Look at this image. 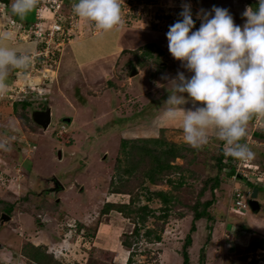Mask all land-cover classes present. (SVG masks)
<instances>
[{"label": "rangeland", "instance_id": "1", "mask_svg": "<svg viewBox=\"0 0 264 264\" xmlns=\"http://www.w3.org/2000/svg\"><path fill=\"white\" fill-rule=\"evenodd\" d=\"M145 2L146 0H132L131 3L134 5L128 12L122 8L123 25L109 31H103L97 28L94 22L81 18L80 29L83 33L79 31V34L72 35L65 40L63 47L61 46V50L67 47L65 51L63 50V54L66 52V55L62 62L64 70L62 75L68 74L67 80L70 81L77 77L73 68L74 60L71 58L72 51L68 47H78V44H81L85 48H95L86 56L98 50L102 53L106 50L110 51L108 55L98 58L97 64L106 63L110 66L107 69V79L113 77L115 82H122L135 69L130 68L136 65V60L141 65L144 63L140 60L143 53L136 52L133 54L134 57L132 55L124 59L128 56L129 50L116 55V49L120 51L121 46L138 48L141 42L145 45L150 39L160 40L168 49L166 33L171 24L182 19L179 13L186 3L190 4L193 19L196 20L193 30L200 26L196 13L202 9L211 11L214 5L225 7L232 14L234 22L242 26L247 19L242 15L243 12L248 7L253 9L258 7V0H148L149 5ZM34 20L33 8L26 14L24 21L33 23ZM85 26L87 32H85ZM101 35L104 39L100 37ZM93 36L99 37L93 38ZM34 40L30 41L35 43ZM102 42H105L103 46H98ZM116 44L117 47L114 49ZM158 47L159 45L156 44L153 48V51L157 53L156 62L164 60L157 50ZM74 50L77 52L76 49ZM61 54L55 59L56 62L54 57L48 61L53 62L46 63L44 66L40 65L38 68L46 75L48 73L55 77ZM152 56L153 53H151ZM146 64L148 63L145 62L144 66ZM156 67L158 70L162 69L159 63ZM95 69L98 71L97 65ZM26 73L22 81H17V89L13 86L12 91H20L21 88L30 90L28 86L36 87L34 85L36 77L31 73L27 76ZM70 84L68 82V85ZM101 90L97 91L101 93ZM17 98L20 100L28 97L18 94ZM86 99L84 102L79 100L81 105L91 107L94 113H97V118L105 121L104 126L94 122L92 125L94 128L89 127L91 131L88 132L86 127L76 126L81 125L80 122L83 120L94 118V115L89 117L85 110L63 103L55 104L58 115L52 116L48 128L37 125L32 114L35 110L46 109L49 103L53 104L54 101L50 99L30 101L31 105L25 109L21 102L16 100L18 106L16 105L17 109L11 112L12 115H5L2 120L0 119V140L6 141L8 145V150L0 149V264H34L24 255V250L36 249L33 246H40L41 252H51L54 262L59 260L61 264H182L181 249L188 234L193 235V242L189 248L190 256L194 259L193 264H200L201 246L206 248V264H264L262 260L264 251L256 249L257 247L252 243L255 238H260L259 236L252 234L236 239L235 230L238 227L230 222L229 229L234 228L235 232L227 235L224 233L223 225L216 224V219L211 239L210 234L208 235L209 222L203 219L194 220L192 207L196 205L202 208L200 201L203 202L215 196L216 200L220 198L223 206L227 207L229 198L225 200L224 196L226 191L232 189L230 179L234 182L236 180L230 178L233 176L228 174L229 166L217 165V158L221 154L220 149L222 146L225 149L226 144H222V141L216 138L213 130H209L208 143L199 149H194L183 140L182 116H178L175 120H168L164 116L152 118L150 116L151 113L154 114L153 110H148L149 113H145L143 121H139L141 119L139 114L126 120L121 118L122 114L108 116V108L105 105L95 104V102L87 104ZM102 99L101 103L106 102L108 107H113L114 103L116 104V101H120L121 98L116 94H110ZM50 106L52 108V105ZM148 108L151 109V107ZM65 114H75L74 126L69 125ZM129 120L139 122L135 125H127V129L122 128L121 133V127L117 128V125L129 123ZM261 120L264 122V117ZM4 123L10 124L9 127L4 126ZM62 125L66 129H62ZM257 130H261L264 137V123L259 125ZM252 131L246 135V142L249 140L254 144L252 146L260 145L261 140L264 143V139L250 138L249 134H252ZM133 135L158 137L164 141L147 144L151 147L149 152L143 150L142 141L130 139ZM123 136L129 139H124L127 141L123 143L124 146H120ZM171 147L177 152V157H172L170 152H165ZM105 151L107 153H104ZM88 155H90L89 158ZM63 157L67 158L63 159ZM228 160L226 157L223 162L229 164ZM160 162L173 166L163 173V175L168 173L164 179L170 181L152 183L147 172ZM239 162L240 160H235L236 166ZM255 167L259 170L252 169V171L260 173L264 170V163L261 167L256 165ZM46 175H50L46 178V185L48 182L53 184L57 182L54 177L57 176L64 186L63 189L55 193L43 189L37 193L40 190L37 177ZM251 177L254 178L253 185L246 179L237 181L238 186L245 192L258 183L257 177L254 175ZM215 178L219 182H216ZM215 184L218 186L213 189ZM221 184H224L225 190L221 188ZM41 185L45 186L44 183ZM113 190L121 192H112ZM155 190L165 191L171 197L169 208H172V211L167 223H162L163 220L157 217L161 213L159 208L163 203L160 198L151 195ZM250 197L249 195L245 198L248 206ZM132 198H134L133 201H131ZM259 200L262 205L259 215L250 207L243 210V214H247V217L244 216L246 217L244 221L247 220V225L257 229L259 228L255 226L257 223L252 222V216L264 218V196L260 194ZM107 201L130 204L127 208L130 212L126 214L114 208L104 213L102 209ZM144 205H148L153 211L142 224L137 215L140 213L135 210ZM214 205L211 206L212 209ZM5 207L12 209V216L8 221H2L1 218L2 213L7 210L4 209ZM180 217L183 218L179 219ZM239 219L236 218V220ZM135 221L139 222L140 226L141 237L139 238L132 234ZM193 222L198 226L197 232L191 229ZM162 225L164 230L163 227L160 228ZM147 227L155 228L158 233H161V241H150L143 236L142 233ZM216 228H220L222 232L216 234ZM126 241H131V245ZM132 256L133 261L130 259ZM49 258L46 260L47 263L54 264Z\"/></svg>", "mask_w": 264, "mask_h": 264}, {"label": "clouds", "instance_id": "2", "mask_svg": "<svg viewBox=\"0 0 264 264\" xmlns=\"http://www.w3.org/2000/svg\"><path fill=\"white\" fill-rule=\"evenodd\" d=\"M36 4L37 0H12L11 12L23 18ZM73 12L103 31L123 25L121 0H76ZM242 15L247 19L241 26L227 8L214 5L211 11L196 13L200 26L193 30L196 20L191 6L183 5L179 13L182 19L169 26L166 36L169 52L191 75L180 71L172 79L173 88L164 101L163 113L166 119L175 120L181 115L177 109L182 108L186 144L194 149L203 147L211 129L217 139L225 142L224 154L238 160L254 157L255 153L241 141L253 115L264 116V0H258L256 9L248 7ZM14 37V31L0 30V95L8 91L5 79L9 69H27L32 60L28 51L3 43ZM39 73L47 81L53 78L45 77L43 70ZM28 87L29 92L35 88ZM189 99L193 106L185 109L183 105ZM0 149L8 150L6 141L0 140ZM246 181L254 184L253 180ZM257 181L255 186L260 187L264 177Z\"/></svg>", "mask_w": 264, "mask_h": 264}, {"label": "crops", "instance_id": "3", "mask_svg": "<svg viewBox=\"0 0 264 264\" xmlns=\"http://www.w3.org/2000/svg\"><path fill=\"white\" fill-rule=\"evenodd\" d=\"M216 2L218 3V1H216ZM11 3H12V0H0V30H5V28H7V29L14 31V33H15V37L13 40L4 41L3 43H7L10 46L18 47L21 50L28 51L29 53L30 52H36L37 48H38L37 44L32 43L30 40H24L23 38H21V35H18L19 33L17 32L16 27H13L12 22H11L12 19L22 21L23 23H27V22L24 21V17L26 15L23 18H21L19 16L14 15L11 12ZM85 32H87L86 26H85ZM80 33H83L82 29H80ZM104 35H106V34H104ZM95 37L98 38L99 36H93V38H95ZM100 37H103V36L101 35ZM103 39H104V37H103ZM83 40L85 41V39H83ZM83 40H81V41H83ZM153 41H155L162 48L163 53L161 54V56L164 58V60H160V61L156 62L157 53L155 51H152V53H153L152 57L150 55L149 56L144 55L143 42L140 43V46L138 48H130V47L129 48H123L124 46H121L120 51H118V48L116 49L117 44L115 45V47H113L114 49H116V55H119V53H122L123 49L137 50L139 54L143 53V56L140 57V60H143L144 63L145 62L148 63L144 66V63L141 65L140 63H137V60H136L135 67H131L130 69L136 68L138 70V72L136 74H134V76L130 73V76H128V78L123 80L122 82L121 81L115 82L112 79L113 77L107 79V76H106V74L108 73L107 69H109L110 66H107L106 63L97 64V59L101 58L102 56L108 55L107 53H109L110 51L108 52L106 50L105 52L102 53L98 50V51H94L91 55L86 56L88 52H92L93 49H95V48H92V49L91 48H85L81 44H78V47L77 46L76 47H74V46L68 47L72 51L71 58H73V60H74V67L73 68L76 72L77 77L73 78L74 80H71V81L67 80L68 74L62 75V73L64 71L62 62H63V59L66 55V52H65V54H63V50L64 49L66 50V48H67L66 47L62 50V54H61V58H60V64L56 70V75H55V77L52 78V80L47 81V79L44 78L43 74H40L39 72H35V73H33V71L30 72L31 75L35 76L37 79V80L34 79L36 81L34 83V85H36V87H35L36 90L41 92L38 95V97H40V99H42V101L49 100V99L51 101H54L53 104H51V103L48 104V106L50 108H51L50 105H52L51 116H53L54 114L58 115L56 113V110H57V107H55L56 103H58V104L63 103L66 105L67 104L75 105L76 107L85 110L84 112L88 113L89 117H90V115H94V118L88 119L87 121L83 120V122H80L81 125L76 126V127L80 126L81 128L86 127L87 132L91 131V129L89 127H91L92 129L94 128V126H92L94 124V122H97L100 125L104 126L105 121H101L100 119H98L96 116L97 113H94V111L91 109V107H83L81 105L79 100H82L84 102L86 98H87L86 99L87 104L88 103L91 104V103L95 102V104L105 105L106 108H108V112H107L108 116L114 115V114H118V115L122 114L121 118L127 120L129 117H134V116H137L139 114L141 116V119L139 121H143L144 117H145V113H149V112H147L148 110H153L154 114L151 113V116H150L152 118L155 116L156 117L164 116L163 113H164V110L166 107L164 101L167 99L169 92L172 91V88H173V82H171L172 79L175 78L177 73L180 71H183L186 76L191 75V73H189L187 71V69L183 68L181 61H179L178 59L174 58L171 55L169 50L163 46V42H161L160 40L159 41L153 40ZM147 42H152V39L147 40ZM74 43H79V42H74ZM103 43H105V42H102L101 44L99 43L100 45H98V46L102 47ZM139 48H141V49H139ZM74 49H76L77 52H75ZM127 55L128 56H125L124 59H128V57L132 56L133 53H127ZM133 57H134V55H133ZM158 63L162 67L161 70H158L156 67V65ZM82 65L84 66V69H83ZM95 65L98 66V71H96L97 68L95 69ZM141 66H143V67L141 68ZM24 71L25 72L23 73V71L21 69H16V68L9 69L8 75L5 79V83L8 86V91L6 94H4V96L0 95V116H1L0 119L1 120L3 119V117L5 115L11 116L12 115L11 112H13L15 110L14 109V102L17 100V94L15 93V91H17V90L12 91V89H14L13 86H15V89H17V85H18V84H16L17 81L18 80L22 81L25 78V73L27 72V69H24ZM47 75H48V73H47ZM129 78H131V79H129ZM111 81H114V82H111ZM68 82H70L71 84L68 85ZM110 82H111V84H110ZM98 89H102L101 93L97 91ZM42 94H45V95L41 97ZM110 94H113V95L116 94L118 97L121 98L120 101H118V102L116 101V104L114 103L113 107H108L106 102L101 103V100H103L102 98L104 96H108ZM15 95H16V97H15ZM185 95H187V94H185ZM11 98H13V100H11ZM196 103L200 104L202 102H196ZM95 104H92V105L94 106ZM192 106H193V103H192L191 99L187 100L186 103L183 105V107L185 109L191 108ZM148 107H151V109H149ZM177 111L181 114L180 116H182L183 109L178 108ZM65 116H67L66 120H68V118H70V121H68L69 125L73 124V126H74L75 121H76L75 114H65ZM263 117L264 116H261V115L255 116L256 126L254 123L253 131L257 130L259 125H263L264 122H262V120H261ZM123 119H121V120H123ZM73 121H74V123H73ZM139 121L129 120V123H125V124L121 123V125H117V128L121 127L120 129H121V133H122L123 132L122 128H126L127 125H135ZM1 124H3V123H1ZM9 125L10 124L4 123V126H6V127H9ZM40 127L43 128L42 126H40ZM61 127H62V129H66V127L64 125H62ZM128 130H131V129H128ZM132 131L135 132L134 130H132ZM104 137H105V135H104ZM139 137H147V136L133 135L132 137H130V139L139 138ZM249 137L250 138L256 137V135H253V132H252V134H249ZM256 138H258V137H256ZM6 139H7V137L5 138V140ZM123 139H129V138L127 136H123ZM122 140H121V143H122ZM247 142H246V144L250 147V149L252 147L253 149H251V150L255 153L254 157L252 159H249V161L253 165L261 167L262 164L264 163V143H263V141L261 140V142L259 143L260 145H257V146H252L254 144L249 142V140ZM121 143H120V146H121ZM104 153H107V151H105ZM89 157H90V155H88V158ZM65 158H67V157H63V159H65ZM60 160H62V159H60ZM85 163H87V162L85 161ZM49 176L50 175L38 176L37 177L38 178L37 183H39L41 186V184L44 183V181H45V186H43L45 188L46 187V181H47L46 178H48ZM51 176H53V175H51ZM230 176H233V175H230ZM54 177H57V176H54ZM230 178H233V177H230ZM230 180L232 181L231 182L232 189L226 191V195L224 196L225 200L227 199V197L229 198L228 206L224 207L222 202L220 201V198H218L217 201L215 202V205H214L215 207L212 209L213 212L216 214V217H217L216 224H222L223 225L222 228L224 229V233L227 235H231L230 232L236 231L235 232V233H237L236 239L241 238V237H245L247 235L249 236L252 234H255V235L259 236L260 238H263L264 237V218H260L259 216H257V218H256L255 216H252V222L257 223L255 226L259 228V229H257L255 227H251V226L247 225V222H246L247 220L244 221V219L247 217V214L232 215L233 213L231 212L230 206L233 205V199H231L230 196H231L232 192L234 191V189H241L242 190V188H240L238 186V184H237L238 180H235V182L233 181V179H230ZM252 180H254V179H252ZM57 182L59 183L58 184V187H59V185L61 183L59 178L57 179ZM221 185H222L221 188H223L225 190L224 184H221ZM61 186L62 187H59V188L63 189L64 186L62 184H61ZM260 186L261 187H259L258 200H259L260 194L264 196V182ZM42 188H40V189H42ZM50 188H53V182L50 183ZM62 189H59V190H62ZM247 189L248 188H246V190ZM38 192L40 193L41 191L39 190ZM57 192H59V191H57ZM57 201H59V200H57ZM259 202H260V200H259ZM260 205H261V202H260ZM261 208H262V205L260 206V210H261ZM259 211H257L256 214L259 215ZM244 216H246V217H244ZM182 218L183 217H180L179 219H182ZM236 218H240V219L236 220ZM230 222H232L234 224V226L238 227V229H236L235 231L233 230L234 228L229 229ZM198 230L199 229L197 226V230L195 232H197ZM220 232H222L221 229L216 228L215 233L219 234ZM256 249L264 251V249H261L259 247H257ZM258 250H256V251H258ZM191 259H193V258H191ZM193 261H194V259H193Z\"/></svg>", "mask_w": 264, "mask_h": 264}, {"label": "trees", "instance_id": "4", "mask_svg": "<svg viewBox=\"0 0 264 264\" xmlns=\"http://www.w3.org/2000/svg\"><path fill=\"white\" fill-rule=\"evenodd\" d=\"M70 2V3H69ZM70 4H71V1L70 0H66L65 1V5L62 9V11H65V12H68L69 9L68 7H70ZM169 21V20H168ZM156 42L155 41H152V42H148L147 44L144 45V55H147V56H151V53L152 51L154 50L153 48L156 46L155 44ZM141 49V48H139ZM129 50L128 53H138L137 50H130V49H124L122 52L124 51H127ZM160 54L163 53V50L162 48L159 46L158 49ZM41 60V58H39ZM56 62V61H55ZM135 67V66H133ZM23 72H25L24 70H22ZM28 98H24V99H20V100H17L19 102H21L20 104H22V107L25 109L27 106L29 107L31 104H30V101H34V100H37V99H40V97H38V93H37V90L36 88L32 89L29 94H26ZM45 94H42V96H44ZM19 97V96H18ZM18 99V98H17ZM15 101L14 102V109L16 110V105L18 106V102ZM256 115H253V117L250 119L249 123H248V130H247V134L250 133L253 129V120L255 118ZM37 124V123H36ZM251 127V128H250ZM253 132V135H256V137L258 138H261V139H264L263 137V134L261 133V130L258 131V130H254L252 131ZM247 137V136H246ZM246 137L241 141V143H246ZM124 140V139H123ZM133 140L135 141H142L144 143V146L142 147L143 150L145 151H149L150 152V149L151 148L149 145V143H155V142H159V143H163L164 140H160V138L158 137H139V138H134ZM127 140H124L122 141L121 145H123V143L125 144ZM225 143L224 141H222V144ZM165 152H170L172 154V157H177L178 154L177 152L175 151V149L173 147H171L170 149H167L165 150ZM220 156L217 158L218 161H217V165L219 167L221 166H229L230 170L228 172L229 175H233L235 173V170H236V163H235V158L231 157V156H226L224 154V148L223 146L221 147L220 149ZM228 158V163L229 164H226L223 162V160L225 158ZM157 160L159 161V157L157 156ZM173 166H171L170 164L166 163V164H161L158 163L156 165L153 166V168H150L149 171L147 172V176L149 178V180L152 182V183H162L163 180L165 181H170L169 179H164V176H166L168 173L164 174V171L167 169V168H171ZM126 171H129V170H126ZM216 179V182L218 181L217 178ZM113 181V180H112ZM219 182V181H218ZM112 183V182H111ZM253 185V184H251ZM218 186V184H215V186L213 187V189H216ZM261 187V186H260ZM112 192H121L119 190H113ZM151 195L155 196V197H158L160 198V200L162 201L163 205L159 208L161 213L158 214V218L161 219V221L163 220L162 223H167V221L169 220L170 218V215H171V211H172V208H169V203L171 201V197L170 195H168L167 192L165 191H162V190H155L154 192L151 193ZM231 199L234 200V197L233 195L231 194L230 196ZM134 198L131 199V201H133ZM216 198L215 196H213L212 198L210 199H207L203 202L200 201V205L202 208L198 207V206H194L192 208V211H193V216H194V220L195 221H199V220H206L207 222H209V226L210 227V233H208V235L210 234V238L212 239V229L214 228V222L215 220L217 219L216 217V214L213 212L211 206L214 205V203L217 201H215ZM10 206V205H9ZM130 206V204H126V203H116V202H106L103 209H102V212L104 213H108L110 210H113L114 208L116 209H119L121 212H124L126 214H128L130 211L127 209L128 207ZM4 209H7L5 210V213L9 214L10 216L11 215V212H12V209L10 207H5ZM231 209V207H230ZM191 210V209H190ZM137 213H140V214H137L139 215L140 217V222H142V224H144L146 222V219H147V216L149 215L150 212H152L153 210L151 208L148 207V205H144V206H139L138 208H136L135 210ZM151 214V213H150ZM211 222V223H210ZM135 228H134V231L132 234H134L136 237H141V232H140V226L138 225L139 222L135 221ZM165 226V224H164ZM162 226H160V228H162ZM164 230V227L162 228ZM191 229H193V231H196L197 230V224L195 222H193L192 226H191ZM143 236L147 237V239H149L150 241H161L162 239V235L161 233H158L156 231L155 228H152V227H147L146 230H144V232L142 233ZM208 238V236H207ZM129 245H131V241H126ZM192 242H193V235H187L185 237V241L183 243V247L181 249V254L183 256V262L182 264H193L194 261L193 259H191V256H190V247L192 245ZM253 245H255V247H259V248H262L264 249V237L263 238H255L253 240ZM34 248L36 249H33L32 251H25L24 250V255L31 259L33 261L34 264H48L47 263V259L49 258L50 256V261H53V255L51 254V252H41V248L40 246H33ZM132 259L133 261V256L130 258ZM206 259H207V253H206V248L205 246H201L200 248V256H199V261H200V264H206ZM264 260V256L262 258ZM59 260H55L54 264H61L60 262H58ZM141 264V263H139ZM145 264V263H144Z\"/></svg>", "mask_w": 264, "mask_h": 264}, {"label": "built area", "instance_id": "5", "mask_svg": "<svg viewBox=\"0 0 264 264\" xmlns=\"http://www.w3.org/2000/svg\"><path fill=\"white\" fill-rule=\"evenodd\" d=\"M65 1L66 0H37V4L34 8L35 20L33 23H23L12 19V25L16 26L18 33L21 34V38L24 40L35 39L34 42L37 46L39 45L37 51L31 53L32 60L27 68V76H29L28 73L32 71H41L38 66H44L46 63L53 62H48L49 59L55 57V61L62 51L61 46L63 47V44L66 42L65 40L67 38L69 39L72 35L79 34L81 17H78L73 12V4L76 0H71L68 12L62 11ZM131 1L132 0H121V6L125 12H128L134 5ZM147 3L148 0H146L145 4L149 5ZM39 58H41V60ZM45 77L48 76L46 75ZM21 89L20 91H15V93L21 95L29 94V91L26 88ZM252 169H254V165L251 164L248 159L240 160L236 166L233 178L238 180V175L249 180H252L251 175H256L257 178L264 177V170L260 173H256L252 171ZM235 192L231 211L241 215L244 213V208L248 207L245 197H249L250 190L245 192L244 190L236 189Z\"/></svg>", "mask_w": 264, "mask_h": 264}, {"label": "water", "instance_id": "6", "mask_svg": "<svg viewBox=\"0 0 264 264\" xmlns=\"http://www.w3.org/2000/svg\"><path fill=\"white\" fill-rule=\"evenodd\" d=\"M138 72L137 69H133L131 74L134 75ZM33 119L34 121L41 125L43 128H48L51 121H52V116H51V108L50 107H47L46 109L44 110H35L33 112ZM67 121H70V118H68ZM58 186V182H55L53 184V187H57ZM258 192H259V187L258 186H254L252 188V193H251V197L248 199V203H249V206L250 208L257 212L260 210V202L258 200ZM2 221H8L11 216L5 212L2 213Z\"/></svg>", "mask_w": 264, "mask_h": 264}, {"label": "flooded vegetation", "instance_id": "7", "mask_svg": "<svg viewBox=\"0 0 264 264\" xmlns=\"http://www.w3.org/2000/svg\"><path fill=\"white\" fill-rule=\"evenodd\" d=\"M32 116H33V115H32ZM40 126H41V125H40ZM55 178L58 179L57 177H55ZM38 184H39V183H38ZM44 184H45V181H44ZM58 184H59V183H58ZM39 187L42 188V185L40 186V184H39ZM59 187H62V186H61V183H60ZM59 187H58V189H56V187L50 188V182H49V183H47L46 188L43 187L42 189H40V191L43 190V189H48V191H50V192L52 193V192L58 191L59 189H62V188H59ZM54 188H55V189H54ZM35 193H36V192H35ZM37 193H39V192H37ZM51 193H50V194H51Z\"/></svg>", "mask_w": 264, "mask_h": 264}, {"label": "bare ground", "instance_id": "8", "mask_svg": "<svg viewBox=\"0 0 264 264\" xmlns=\"http://www.w3.org/2000/svg\"><path fill=\"white\" fill-rule=\"evenodd\" d=\"M254 169H258L259 170V168H256L255 166H254ZM254 176H256V175H254ZM262 182V184H263V181H261ZM236 191V189H234V191L232 192V195H233V197L235 198V192ZM243 192V191H242ZM244 193V192H243ZM251 193H252V189H250V196H251ZM245 194V193H244ZM246 198V197H245ZM247 203V202H246Z\"/></svg>", "mask_w": 264, "mask_h": 264}]
</instances>
